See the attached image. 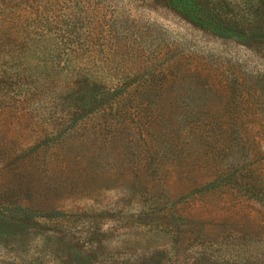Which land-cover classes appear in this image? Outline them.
Listing matches in <instances>:
<instances>
[{
    "label": "rangeland",
    "instance_id": "rangeland-1",
    "mask_svg": "<svg viewBox=\"0 0 264 264\" xmlns=\"http://www.w3.org/2000/svg\"><path fill=\"white\" fill-rule=\"evenodd\" d=\"M66 5L0 0L14 41L0 53V264H264V40L220 37L161 0H96L114 64L132 72L144 49L156 70L71 126L64 77L30 54Z\"/></svg>",
    "mask_w": 264,
    "mask_h": 264
},
{
    "label": "trees",
    "instance_id": "trees-1",
    "mask_svg": "<svg viewBox=\"0 0 264 264\" xmlns=\"http://www.w3.org/2000/svg\"><path fill=\"white\" fill-rule=\"evenodd\" d=\"M94 1L67 0V9L57 21L56 39L49 42L42 35L30 50L31 58L42 62L48 75L52 76V72L58 70L55 74L64 77L61 80L64 84L62 93L68 98L64 105L70 118H64L62 122L68 121L71 126L93 115L112 111L114 105L118 106L131 89L144 90L153 82L148 77L152 78L156 70L154 64L146 65L151 58L143 54L144 49H136L135 55H138L141 64L134 71L130 72V68L120 62L114 64V56L120 54V49L106 50L98 44L95 38V14L91 5ZM98 1L108 4L114 0ZM161 1L184 20L220 37L240 41L264 40V0ZM121 35V38L126 39L129 32H121ZM123 41L126 43V40ZM13 42L8 36L0 37V53L9 56L10 50L4 51L12 49L9 46ZM127 45L128 53L133 47ZM22 50L23 47H19V51ZM52 83L55 82H50L43 89L47 90ZM57 136L52 140L54 143L64 141L63 132Z\"/></svg>",
    "mask_w": 264,
    "mask_h": 264
}]
</instances>
